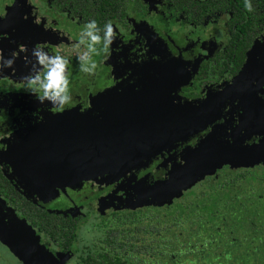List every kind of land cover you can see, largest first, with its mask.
<instances>
[{
    "label": "flooded vegetation",
    "instance_id": "1",
    "mask_svg": "<svg viewBox=\"0 0 264 264\" xmlns=\"http://www.w3.org/2000/svg\"><path fill=\"white\" fill-rule=\"evenodd\" d=\"M253 7L0 0V51L16 53L15 73H0V264L135 262V228L154 239L153 215L177 200L264 185V0ZM90 19L116 38L97 46L92 76L70 60L73 102L47 112L20 81L25 57L38 43L71 53ZM212 160L228 163L173 197L187 162Z\"/></svg>",
    "mask_w": 264,
    "mask_h": 264
},
{
    "label": "trees",
    "instance_id": "2",
    "mask_svg": "<svg viewBox=\"0 0 264 264\" xmlns=\"http://www.w3.org/2000/svg\"><path fill=\"white\" fill-rule=\"evenodd\" d=\"M188 195L153 215L154 239L145 238L140 219L129 244L142 256L117 264H264V185L235 189L220 182Z\"/></svg>",
    "mask_w": 264,
    "mask_h": 264
},
{
    "label": "clouds",
    "instance_id": "3",
    "mask_svg": "<svg viewBox=\"0 0 264 264\" xmlns=\"http://www.w3.org/2000/svg\"><path fill=\"white\" fill-rule=\"evenodd\" d=\"M244 8L247 12L253 13L255 11L253 0H244ZM115 38L112 21H105L101 28L95 19H90L83 25L77 40L69 46L71 53H64L62 50L52 53L46 44H35L25 57V66L28 71L26 75L20 77V81L39 105H48L45 109L47 112L51 109L56 113H63L65 106L73 102L70 60L74 57L78 70L92 76L97 68L93 60L97 46L102 45L103 50L107 52ZM24 50L22 48V51ZM15 62L16 53L5 57L0 51V73L6 70L15 73ZM257 95L261 101H264V95L259 93ZM41 110L40 108L38 112L32 114L36 118V123L43 120V117L38 115ZM0 112H5V110L0 108ZM228 141L230 142L231 139ZM5 147L7 148L5 143L0 144V148Z\"/></svg>",
    "mask_w": 264,
    "mask_h": 264
},
{
    "label": "water",
    "instance_id": "4",
    "mask_svg": "<svg viewBox=\"0 0 264 264\" xmlns=\"http://www.w3.org/2000/svg\"><path fill=\"white\" fill-rule=\"evenodd\" d=\"M82 148H85V146H82ZM227 163L228 161H225L224 163L219 161L216 164V161L212 160L211 162H208V166H203V164L198 165V162H194V161L187 162L185 164L186 167L184 168L185 171L181 174L182 181L179 183H174L173 185V189H172L173 197L178 196L183 190L189 188L196 181L202 179L205 175L212 174L216 169L220 168L223 164H227ZM157 187L162 188V186L160 185H157Z\"/></svg>",
    "mask_w": 264,
    "mask_h": 264
},
{
    "label": "rangeland",
    "instance_id": "5",
    "mask_svg": "<svg viewBox=\"0 0 264 264\" xmlns=\"http://www.w3.org/2000/svg\"><path fill=\"white\" fill-rule=\"evenodd\" d=\"M243 164L246 166V165H248V164H249V162H244Z\"/></svg>",
    "mask_w": 264,
    "mask_h": 264
}]
</instances>
